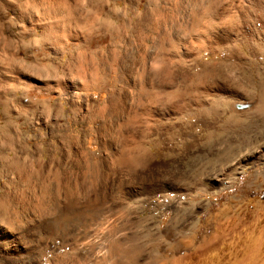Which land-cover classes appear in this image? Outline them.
Returning <instances> with one entry per match:
<instances>
[{
	"label": "rangeland",
	"instance_id": "1",
	"mask_svg": "<svg viewBox=\"0 0 264 264\" xmlns=\"http://www.w3.org/2000/svg\"><path fill=\"white\" fill-rule=\"evenodd\" d=\"M15 8L28 14L19 20ZM169 66L172 74H163ZM129 96L144 100H125ZM138 142L153 161L145 168L128 155ZM260 151L264 154V0H0V199L9 192L18 212L8 215L3 208L0 220L72 223L56 246L62 252L85 246L79 250L85 262L90 239L79 224L143 223L141 229L148 223L155 233L159 223L165 233L161 254L179 258L184 253L169 244L187 238L166 226L181 205L174 223L200 229L188 240L196 237L199 244L214 223H222L218 255L264 264V158L244 164L213 189L200 184ZM134 169L155 178L184 176L181 181L194 183L193 191L134 200L126 194L135 186ZM40 173L55 187L56 176L72 178L71 191L82 203L69 210L67 221L63 193L54 190V201L40 204L36 181L21 178ZM63 188L61 182L58 189ZM97 188L103 203L89 206ZM241 223L263 229L256 254L247 250L253 235L235 234L244 231ZM51 256L46 252L44 258Z\"/></svg>",
	"mask_w": 264,
	"mask_h": 264
},
{
	"label": "bare ground",
	"instance_id": "2",
	"mask_svg": "<svg viewBox=\"0 0 264 264\" xmlns=\"http://www.w3.org/2000/svg\"><path fill=\"white\" fill-rule=\"evenodd\" d=\"M186 1H188V0H186ZM191 1H193V0H191ZM24 3H26V2H24ZM199 4H201V3H199ZM26 5L28 6V4H26ZM30 5H31V3H30ZM194 6H196V5H194ZM15 9L18 10V11H14L17 18L19 20L22 19L25 15V14H23L24 12L21 11V8H15ZM183 13H185V12H183ZM182 15H184V14H182ZM124 17H125V15H124ZM182 18H184V17H182ZM153 22H154V20L152 21V23ZM181 23L179 24V26H181ZM144 24L146 25V22ZM172 24H171V26H172ZM186 24L183 23L184 26ZM145 25H143V26H145ZM171 26L167 25L168 28ZM187 26H185V27H187ZM164 27L166 28V26H164ZM157 28H156V30H157ZM135 29L136 28H134V30ZM185 29L188 30L187 28H185ZM140 30H141V28H140ZM168 30H170V29H168ZM168 30H167V32L169 34ZM174 30H173V32H175ZM186 30H184V31H186ZM164 31H166V30H164ZM182 31H183V29H182ZM140 32H143V31H140ZM180 32L181 31H179V33ZM151 34H153V33H151ZM157 34H158V32H157ZM177 34H178V32H177ZM171 35H172V33H171ZM138 37H139V35H138ZM151 38H152V36H151ZM153 38H155V37H153ZM157 39L158 38H156V40ZM152 42H153V40H152ZM154 44H155V42H154ZM153 47L155 48V45H153ZM147 48H149L150 50L154 49V48H150V47H147ZM158 48L160 49V47H157L156 49L159 50ZM162 49H163V47H162ZM150 50H149V52H150ZM135 54H137V53H135ZM154 54H156V53H154ZM132 57H133V55H132ZM162 57H166V59H167V56L164 54L162 55ZM163 59H164V62H162V63H165V58H163ZM159 61H161L160 58H159ZM162 65H163V67L166 66V64H165V66H164V64H162ZM167 65H169V64H167ZM160 67L162 68V66H160ZM169 68H170V66L166 67V69L164 68L165 70L162 69L163 74L165 73V71L167 72V70H169ZM127 70H129V69H127ZM169 71L171 72V70H169ZM169 71H168V75L170 73ZM172 72H173V68H172ZM172 72L170 73V75L172 74ZM173 75H174V73H173ZM163 76L166 77V75H163ZM170 77H172V79H173L175 76H170ZM179 79H181V78L179 77ZM176 81L174 80V82H176ZM164 82L165 81L163 80V83ZM165 85H166V82H165ZM178 87H179V85L177 86V89H178ZM165 91H167V89ZM178 91L179 90H176V93H178ZM169 92L170 91H168V94H169ZM162 93H164V89H163ZM172 93H173V96L171 97ZM172 93H170L171 99H173L175 92H173V90H172ZM180 95L181 94H179V96ZM163 97H166V96H163ZM174 99H175V97H174ZM125 100L141 103L144 99L142 98V96L141 97L140 96H131V97L129 96L128 98L126 97ZM158 102H161V101L159 100ZM167 102H168V100H167ZM115 103H116V101H115ZM131 104L132 103H130V105ZM116 105L117 104L113 105L114 109H115ZM132 106H133V104H132ZM107 108L108 107H106L105 109H107ZM130 108L131 107H129V110H130ZM132 108H131V110H132ZM135 108H136V106H135ZM103 135H105V137H106L105 132L103 133ZM105 137L103 138V140L105 139ZM107 146H108V144H107ZM110 146H111V144H110ZM142 146H143V144L141 142L136 143L135 147L133 148V151H131L128 155L130 156L132 162L137 163V164L139 163L142 166V168H145L148 165V161H150V164L153 161L150 160L149 156H151V155L150 154L148 155L146 152H144ZM146 147H148V146H146ZM123 148L126 149L125 146ZM128 148H129V145H128ZM108 153L109 152H107V154L104 156L106 161L108 159H110L108 156L109 155ZM123 153L125 154L126 152H123ZM119 155H122V153ZM125 155H127V154H125ZM244 157H240L237 161H235L234 164L232 163L233 164L232 166L229 165L230 167L227 169L223 168V170H220L219 172L215 173L214 175H211V176L207 175V178L201 180L200 184L204 185L205 188H207V190L213 189L216 187L215 184H217V185L222 184L227 179L228 176H231L233 173H236L239 170V168H241L244 164H250V163L254 164L256 162L262 161L264 158V154L262 151L257 152V153H255V152L251 153L250 152V154H248ZM153 158H154V156L152 157V159ZM123 161H124V158H123ZM18 162L19 161L15 162L14 167H16V168L18 167V165H19ZM150 170H152V169H150ZM30 171L31 170H29V172ZM134 171H135V174H134L135 175V177H134L135 186H133L134 188L132 189V191H130L129 193H126V194H129V196H131L134 200L140 201L141 199L143 200V198H144V201H147L148 199L155 198V197H157V199L163 198V196L170 191L179 192L181 190H186L190 193L193 191L194 183L193 184L191 183V185H192L191 186L188 183V182H190V180H188L187 178H186V180H188V182L186 180L181 181L182 178L184 179V176L181 179L180 178L176 179L173 177L165 176V174H164L165 177H163V178H160V177L155 178V177H151V176L148 177V176H146L147 174H141L140 173L141 170L139 172H137V169H134ZM171 173H173V172H171ZM19 174H20V172H19ZM157 176H158V174H157ZM171 176H172V174H171ZM21 178H23V180L26 182H29L30 180L36 181V183L39 187V196L40 197L38 199H39L40 204H42L41 201H43V200L44 201L47 200V202L48 201L53 202L54 199L51 198V196H52L51 194L54 190L56 192L60 193V195L63 193L66 196L65 208L62 211L63 212V219H64L63 221H65L66 219H69V212H70L69 210H71L72 207L78 206L82 203L81 200H75V198H74L75 194L71 191V187H70V182L72 181L71 180L72 178H70V177L65 176V177L61 178L60 175L56 176L54 179V181H55L54 184H57L56 187L54 185H52V182H50L47 179L48 177L46 178V177L42 176L41 173L37 174L35 176H33V174H30V175L28 174V175H24V176L22 175ZM32 181H31V183H32ZM61 182L64 183L63 192L59 191ZM33 184L34 183H32V185ZM144 184H147L146 186H148V187H146ZM136 185H137V187H136ZM195 185H196V182H195ZM98 189L99 188H97L95 190V192H94L95 196L94 197L88 198L87 204H89V206L95 205V207H99L103 203L101 194L98 193ZM131 197H129V198H131ZM55 200H57V199H55ZM13 201L14 200L11 198V194L9 192H8V194L5 193L2 196V198L0 199V214H1V209L3 211V208H4V210H6L5 213L11 212V213H13V215L15 213L16 216H18V212H16L17 206H14L15 203H13ZM146 204H148V202ZM97 205H99V206H97ZM181 207H182L181 205L178 206V208L175 211L174 217L172 218L171 222L168 223L166 226L167 231H169L170 229H174L177 233V237L183 235L184 238H187V240H181L180 239V241H177L174 243L172 242V244H169L171 246L170 249L172 251L178 250V251L184 253L179 258H177V257L174 258L173 256H172V258H167L166 255L164 256L161 254V251H160V248H161L160 243L161 242H159V240L165 241V233L161 230V228H160L161 226L159 223H158V226L156 227V229L154 227L155 233H153V230L151 229V226L148 223H146L145 227L142 226L141 229H139V227L143 223H91L92 224L91 226L86 224V223L79 224L81 227H83V231L86 233V236L89 237L88 239H90L88 241L90 243H88L86 245H88V247L90 248L91 253H89V255H88L89 256L87 258L88 262H85L86 261L85 257L83 258L81 255V252L79 251V250H82L85 246H82L83 248H79L77 246L78 244L76 245L75 244L76 242H74L73 244L76 246H72L71 250H73V251H69V252L68 251L62 252L61 249L58 246H56L57 239H62L65 241L66 238L69 236V234H67V233L70 232V226H72V223H32V222L31 223H18L17 222L18 219L15 222H13L8 217L9 219L6 218V221H4L5 218H3V221H2V219L0 220V264H48V263H50V264H239V263H237V259H238L239 255L237 256L236 260H235L236 256L234 257L233 254L230 256V257H232V256L234 257L235 261L233 262L232 261L233 257L232 258L229 257V259H228L227 257H224L221 254L218 255V253H216V251H217L216 249H218V247H219L218 241H217L218 244H216V242H215L216 238L218 236L222 235L223 233H225V230L223 229L224 224H222V223H214L211 226V230H208L207 235L206 236L204 235L205 237L203 236L204 239L201 242L199 241L200 243L198 242L199 244H196V241L194 242V240L197 239L196 237L193 238L194 240H188V238H190L189 236H191V234L198 233V231H200V229H198L196 224L174 223V221L176 222L177 217L180 216V213H181L180 210L182 209ZM3 214H4V212H3ZM8 215H9V213H8ZM71 216H73V214ZM15 219H16V217H15ZM61 221H62V219H61ZM151 224L153 225V223H151ZM241 224H242V227L244 226V228H243L244 231H242V232L238 231V233H236L237 231L236 232L234 231V232L236 235L241 234V233H244L245 235L246 234L247 235H253L254 241L247 248V250H248V253H250V254L251 253L256 254L257 252L260 251L258 249L259 248L258 241L260 239V236L262 234L263 229H262V227L258 226V223H253V225L255 224L254 226H249V225L247 226L246 223H241ZM75 225H76V223H75ZM237 225H239V224H237ZM77 226H78V224H77ZM62 227H65L64 231L62 233L63 236H61V238H59L60 236L58 235V232H59V229ZM133 229H135V230H133ZM136 229H137V231H136ZM73 230L77 231V233L78 232L80 233L79 228L77 230V228L74 227ZM81 230H82V228H81ZM65 231H68V232L66 233ZM139 235H142V236L146 237L147 239H150V241L152 240V242H149V244L141 242L138 239ZM74 236L76 237V235H74ZM86 236H85V238H86ZM155 236L158 237V240L155 238ZM170 236H172V235L170 234L169 237ZM161 239H163V240H161ZM236 241H237V239H236ZM236 243H238V241L235 242V244ZM222 244L223 243H221L220 245H222ZM216 245H218V247ZM235 246L236 245H234V247ZM238 247H240V246H238ZM222 248H221V250H222ZM226 248H227V246H226ZM229 248H230V246H229ZM236 248H237V246H236ZM234 249L235 248H233V250ZM223 250L225 251L226 249L223 248ZM88 251H89V249H88ZM235 251H234V254H235ZM46 252H49V254H52V256L49 257V259H47V260H45V258H44V255ZM228 252H229V250H228ZM215 253L217 255H215ZM226 253H227V251H226ZM240 255H242V254H240ZM239 258L241 259L240 256H239ZM238 261H240V260L238 259ZM244 262H245V260L243 261V263Z\"/></svg>",
	"mask_w": 264,
	"mask_h": 264
},
{
	"label": "crops",
	"instance_id": "3",
	"mask_svg": "<svg viewBox=\"0 0 264 264\" xmlns=\"http://www.w3.org/2000/svg\"><path fill=\"white\" fill-rule=\"evenodd\" d=\"M25 14H28V13H25ZM33 16H34V15H31V14H30V15H28V16L26 15V16H25V19H28V20H30V19H31ZM27 17H28V18H27ZM50 102H51V101H50Z\"/></svg>",
	"mask_w": 264,
	"mask_h": 264
}]
</instances>
